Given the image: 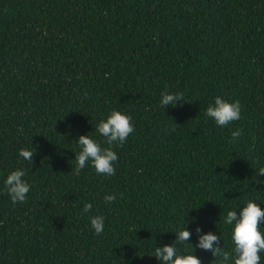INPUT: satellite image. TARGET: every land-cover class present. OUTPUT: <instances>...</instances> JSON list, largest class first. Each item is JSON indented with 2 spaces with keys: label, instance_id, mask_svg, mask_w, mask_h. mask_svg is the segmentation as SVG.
<instances>
[{
  "label": "trees",
  "instance_id": "trees-1",
  "mask_svg": "<svg viewBox=\"0 0 264 264\" xmlns=\"http://www.w3.org/2000/svg\"><path fill=\"white\" fill-rule=\"evenodd\" d=\"M164 91L185 101L164 108ZM216 96L239 100L241 118L218 127L205 115ZM113 109L134 126L113 146L116 174L91 162L73 174L76 139L107 147L96 125ZM260 167L264 0H0V264H161L155 248L184 227L180 253L192 244L219 264L195 229L231 251L227 212L250 199L264 209ZM16 169L31 188L13 205L4 180Z\"/></svg>",
  "mask_w": 264,
  "mask_h": 264
},
{
  "label": "clouds",
  "instance_id": "clouds-1",
  "mask_svg": "<svg viewBox=\"0 0 264 264\" xmlns=\"http://www.w3.org/2000/svg\"><path fill=\"white\" fill-rule=\"evenodd\" d=\"M185 101L182 92L171 93L164 91L161 93L160 106L169 105L176 107L177 102ZM205 115L214 120L218 127H226L241 118V104L239 100L228 101L221 96H216L214 102L209 104L205 110ZM22 131V130H21ZM96 132L103 137V143L108 145L102 147L101 143L87 135H79L76 142L79 146V153H75V168L71 171L79 175L89 162L95 169L97 175L114 176L116 168L114 162L118 160L117 153L113 146H122L127 138L134 132L132 117L113 109L106 119H101L96 125ZM242 130L237 128L231 131V141L240 138ZM19 156L25 161L33 163L34 152L28 149H20ZM25 170L16 169L11 171L4 180V191L10 197L13 205L26 202L27 194L30 191V184L23 179ZM258 175H264V167L258 169ZM116 199L115 195H105L104 201L111 204ZM91 203H85L82 212L87 214L92 210ZM91 228L96 235L104 231V217L94 215L90 218ZM264 221V209L253 201L248 200L246 205L239 210H229L224 218V223L231 226L230 238L233 243L231 251L220 247V237L212 232L202 233L199 226L195 231L198 235L196 248L212 253L214 259L219 258V264H261V253H264V233L261 231V222ZM192 233L186 227L175 232V243L165 244L156 247L154 253L161 264H202L199 257L193 254H181L178 245L189 242Z\"/></svg>",
  "mask_w": 264,
  "mask_h": 264
}]
</instances>
